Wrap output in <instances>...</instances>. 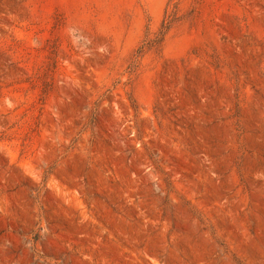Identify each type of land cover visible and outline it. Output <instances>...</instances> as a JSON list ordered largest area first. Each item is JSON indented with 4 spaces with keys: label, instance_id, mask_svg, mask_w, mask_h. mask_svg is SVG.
I'll return each instance as SVG.
<instances>
[{
    "label": "rangeland",
    "instance_id": "rangeland-1",
    "mask_svg": "<svg viewBox=\"0 0 264 264\" xmlns=\"http://www.w3.org/2000/svg\"><path fill=\"white\" fill-rule=\"evenodd\" d=\"M0 264H264V0H0Z\"/></svg>",
    "mask_w": 264,
    "mask_h": 264
}]
</instances>
